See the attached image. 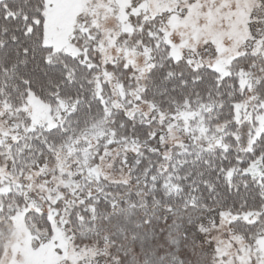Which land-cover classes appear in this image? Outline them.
Instances as JSON below:
<instances>
[{"label":"snow or ice","instance_id":"6c2138e0","mask_svg":"<svg viewBox=\"0 0 264 264\" xmlns=\"http://www.w3.org/2000/svg\"><path fill=\"white\" fill-rule=\"evenodd\" d=\"M0 264H264V0H0Z\"/></svg>","mask_w":264,"mask_h":264}]
</instances>
